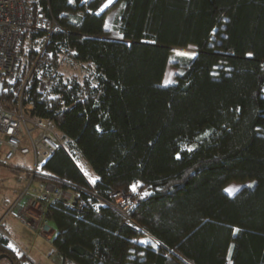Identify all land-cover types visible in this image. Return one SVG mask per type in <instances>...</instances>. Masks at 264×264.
<instances>
[{"label": "trees", "instance_id": "1", "mask_svg": "<svg viewBox=\"0 0 264 264\" xmlns=\"http://www.w3.org/2000/svg\"><path fill=\"white\" fill-rule=\"evenodd\" d=\"M104 1L30 0L63 30L39 55L26 48L0 94L15 108L22 92L98 176L91 188L62 147L33 175L84 201L47 205L61 264H264V0H114L100 11ZM110 8L117 38L106 36ZM38 33L30 23L25 35ZM188 46L194 55L174 51ZM63 58L88 73H51ZM36 68L50 75L46 94ZM232 182L242 186L230 195ZM115 191L144 197L122 213ZM4 252L33 264L0 233Z\"/></svg>", "mask_w": 264, "mask_h": 264}, {"label": "built area", "instance_id": "2", "mask_svg": "<svg viewBox=\"0 0 264 264\" xmlns=\"http://www.w3.org/2000/svg\"><path fill=\"white\" fill-rule=\"evenodd\" d=\"M29 2L30 0H0V82L2 85L4 82L8 84L15 82L27 47L36 49L39 55L47 44L51 33L57 29L63 30L49 11V7L33 10ZM30 23L33 24L36 32L40 31L32 38L25 35ZM34 67L36 66L33 65L29 70L22 88L32 75ZM55 69L58 68H52L51 73ZM36 77L39 79L37 90L46 94L52 83L50 75L44 76L43 69H37ZM14 107L7 108L0 101V162L10 164L17 155L22 157L30 155L33 167L29 170V181L12 204L11 211L20 209V214H18L20 222L51 244L56 228L53 221L45 215L48 203L63 201L68 206L81 209L84 206V201L78 194L61 187L35 182L33 175L48 161L58 147H62L68 152L84 176L85 171L81 168V164L90 168L91 166L77 149L69 144V138L59 130L60 135L57 133L51 118L33 112L32 101H23L22 92L19 93ZM97 179L96 175L94 180H86L93 188ZM137 187V184H133L132 191L135 192ZM93 194L96 195L94 191ZM112 196L114 197V206L125 213L132 204L142 199L144 194L137 193L132 199L131 193L115 191ZM106 202L111 205V201ZM64 264H76V262L66 259Z\"/></svg>", "mask_w": 264, "mask_h": 264}, {"label": "rangeland", "instance_id": "3", "mask_svg": "<svg viewBox=\"0 0 264 264\" xmlns=\"http://www.w3.org/2000/svg\"><path fill=\"white\" fill-rule=\"evenodd\" d=\"M106 2L107 0L102 3L101 8ZM108 7H110V5ZM116 12H117V8H110L106 15V21H105V27L107 29L106 36L109 38L118 37V34L112 28V22H113V18ZM174 51L176 54H179V55L192 56L195 53V47L188 46L183 49H175ZM57 72L59 75L63 77H69L73 74L78 75L79 77H82L88 73V71L86 70V67L82 63L74 62L73 64L69 62L67 58H63L60 61V65L57 69ZM176 72H177V68L174 65V60H170L165 70L164 82L166 83L172 82L174 80V75ZM57 133H59L58 130H57ZM32 167L33 165H32V160H31L30 155L23 156V157L17 155L11 161L10 164L0 162V233L3 235H6V237L9 236L8 247L9 245H12V247H9V248L16 255L24 254L26 257H27V254H29V252L27 249L28 246H26L25 242L20 240L13 233L9 234L8 232H6L5 224L8 219H11V218L14 219V224H17L16 226H18V228L20 229V232L24 231V235H25L24 238L25 239L28 238V240H31L32 245L34 244V248H38V249L41 248V249L47 250L50 247V244L46 242L44 238H42L39 235L34 234L33 232H31L29 228H27L20 222V220L18 219V214H20L19 213L20 209H18L17 211L14 210L15 212L11 211L12 204L17 199L20 191H22V189L27 185L29 181L30 176H27V171L31 170ZM81 168L85 171V176H86V179H88V181H92L96 178V174L92 171V169L89 166L81 164ZM40 183H42V181ZM233 183L237 185H234L235 188H233V186L230 184L227 188L228 191L235 190L237 187L241 185L239 184L238 186V183L236 182H233ZM0 254H5L7 256V257L0 259V264H10L9 260H11V258L9 257V255L5 252L0 253ZM12 263L15 264L13 261Z\"/></svg>", "mask_w": 264, "mask_h": 264}, {"label": "crops", "instance_id": "4", "mask_svg": "<svg viewBox=\"0 0 264 264\" xmlns=\"http://www.w3.org/2000/svg\"><path fill=\"white\" fill-rule=\"evenodd\" d=\"M230 184L233 186V188H235L234 185H237V184H234L233 182L230 183ZM230 184H228L227 187L225 188L227 193L230 194V195L234 194L242 186V185L239 186V184H238L239 187H237L235 190L228 191L227 188H228V186ZM5 225H6L5 226L6 232H8L9 234L13 233L20 240L25 242L26 246H28L27 249H28L29 254H27V257L29 258V260L33 264H61L60 256L53 249L51 244H50V247L47 250L46 249H41V248H39V249L38 248H34V244L32 245V241L28 240V238L27 239L24 238V236H25L24 235V231L20 232V229L18 228V226H16L17 224H14V219L13 218L8 219ZM7 238L9 239V236H7Z\"/></svg>", "mask_w": 264, "mask_h": 264}, {"label": "snow or ice", "instance_id": "5", "mask_svg": "<svg viewBox=\"0 0 264 264\" xmlns=\"http://www.w3.org/2000/svg\"><path fill=\"white\" fill-rule=\"evenodd\" d=\"M69 3H72L73 0H68ZM114 2V0H107V2L103 5V7L100 9V11H103L104 8H107L109 5H111ZM249 55H251V53H249ZM95 182V181H93ZM249 187H251V185H249ZM9 247H12V245H9Z\"/></svg>", "mask_w": 264, "mask_h": 264}, {"label": "water", "instance_id": "6", "mask_svg": "<svg viewBox=\"0 0 264 264\" xmlns=\"http://www.w3.org/2000/svg\"><path fill=\"white\" fill-rule=\"evenodd\" d=\"M2 87H3V85H2V83L0 82V94H1ZM4 257H7V256H6L5 254H0V259H1V258H4ZM9 261H10L11 264H13L11 260H9Z\"/></svg>", "mask_w": 264, "mask_h": 264}, {"label": "flooded vegetation", "instance_id": "7", "mask_svg": "<svg viewBox=\"0 0 264 264\" xmlns=\"http://www.w3.org/2000/svg\"><path fill=\"white\" fill-rule=\"evenodd\" d=\"M11 264V263H10Z\"/></svg>", "mask_w": 264, "mask_h": 264}]
</instances>
